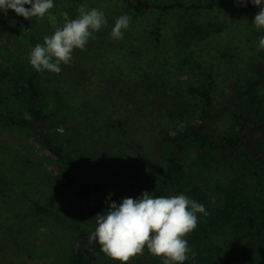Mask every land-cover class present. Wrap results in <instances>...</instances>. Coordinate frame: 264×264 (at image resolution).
<instances>
[{
    "label": "rangeland",
    "instance_id": "rangeland-1",
    "mask_svg": "<svg viewBox=\"0 0 264 264\" xmlns=\"http://www.w3.org/2000/svg\"><path fill=\"white\" fill-rule=\"evenodd\" d=\"M73 1L61 23L0 11V69L17 64L28 73L34 42L43 43L75 19L80 6L105 13L108 23L94 33L97 43L76 49L60 74L46 70L36 80L43 112L50 114L45 125L55 130L53 142L77 161L75 183L86 180L97 190L79 202L71 187L59 182L34 141V133L45 130L16 123L26 106L15 92L14 76L0 73V105L4 116L13 118L0 116V264H70L97 227L95 199L111 204L144 191L152 195L167 180L165 135L197 124L207 109L211 117L203 122L211 136L242 128L240 145L226 153L193 150L177 186L163 196L185 194L209 213L198 214V227L186 237L189 258L201 254L203 264H264V114L257 117L241 96L249 75L264 70V50H257L264 30L252 23L259 7L250 0L246 7L226 0H129L145 4L137 13L116 0ZM56 2L62 14V0ZM177 2L171 10L157 8ZM123 14L131 17L130 28L123 39L113 40L111 30ZM192 87L209 90L210 106ZM124 95L134 100L133 109L122 107ZM97 263L121 264L103 252ZM128 264H163V259L146 249Z\"/></svg>",
    "mask_w": 264,
    "mask_h": 264
},
{
    "label": "clouds",
    "instance_id": "clouds-1",
    "mask_svg": "<svg viewBox=\"0 0 264 264\" xmlns=\"http://www.w3.org/2000/svg\"><path fill=\"white\" fill-rule=\"evenodd\" d=\"M249 0H235L239 6H247ZM259 7L253 25L264 30V0H250ZM54 7L53 0H0V11L5 15L13 10L25 20L44 19ZM79 15L65 22L52 35L45 36L43 43L31 49L28 61L38 73L62 72L61 65H70L76 49H86L94 33L107 26L105 13L97 8H78ZM131 17L123 14L111 30L113 40H121L130 28ZM257 50H264V35L259 38ZM198 214L209 215L205 206L185 194L156 196L144 191L137 198L113 201L106 215L97 217V227L90 240L97 241L101 251L121 264L147 252L163 259V264H184L192 251L186 237L198 227ZM194 255V253H193Z\"/></svg>",
    "mask_w": 264,
    "mask_h": 264
},
{
    "label": "trees",
    "instance_id": "trees-1",
    "mask_svg": "<svg viewBox=\"0 0 264 264\" xmlns=\"http://www.w3.org/2000/svg\"><path fill=\"white\" fill-rule=\"evenodd\" d=\"M119 5L125 7L126 9H133L137 13L144 9L145 4L143 3H134L125 0L124 2H119L116 0ZM229 3L236 4L235 0H226ZM54 7L49 10V14L46 15V18L49 23H56L64 20V14L69 11L68 6L74 4L73 0H62L61 8H64L62 14L58 11L56 7V0H53ZM214 2L211 1L209 5H212ZM175 5H180L177 3H168L166 5L157 6V8H162L164 11L172 9ZM194 6V5H193ZM123 8L125 11L126 9ZM118 9L120 7L118 6ZM127 11V10H126ZM14 12V11H13ZM135 15V14H134ZM18 24L21 26L22 22L19 20ZM63 25V24H62ZM160 28H157L153 34L155 35V43L160 44ZM98 38V36L96 37ZM95 38V39H96ZM95 39L89 40V42H95ZM150 39V37H149ZM37 42H34L36 45ZM14 68H1L0 73L4 76L12 75L13 85L15 88L16 94L21 98V101L25 103L26 109L24 112V117L16 120V123L19 124L22 128L24 127H35L41 125L45 131L34 133V141L39 146L40 150L43 153L44 160L50 162L52 167L56 170V173L60 179V183L64 186L71 187L69 189L70 195L77 201H86L92 194L97 190V186H93L88 183L86 180H80L76 182L75 175L78 173V164L77 161L63 152V149L60 145L53 142L52 134L55 130L48 129L46 123L50 118V114L43 112L44 104L43 98L39 91L37 84V77L40 73L34 70L31 66V69L28 73L23 72V70L17 65ZM125 83V82H123ZM192 85V83L190 84ZM191 91L198 92L203 96L206 102V106H210L211 96L208 89L199 90L197 88H190ZM242 98L247 102V105L251 108L257 117L264 114V70L259 68L254 70L247 82L244 84V89L241 93ZM132 97L124 95L122 99V107L128 106V109H133L135 106L134 100ZM4 108L0 105V116H4ZM123 114H127L124 109L122 110ZM205 117H203L197 124H185L177 130L167 133L166 139L169 142V147L165 150V155L167 156V163L164 167L167 180L164 185L155 187L152 195L163 196L171 188L176 187L179 181V175L181 174L185 163H190L191 158L190 154L193 150L201 151L203 149L209 150L211 153H226L230 149H236L240 145L244 134L242 133V128L234 135H221L218 138H213L211 134L206 130V125L203 122L206 118H210V112L208 109L205 112ZM7 118L4 116V119ZM10 120V119H9ZM11 121V120H10ZM61 122H56V127H59ZM260 163L264 165V159L260 158ZM75 183V184H74ZM110 203L105 200L95 199V202L92 204V213L97 221V217L100 214L106 215L109 211ZM94 232V231H93ZM92 232V233H93ZM261 247H264V244H261ZM101 246L97 241L87 239L82 246H80L75 253L72 254L70 259V264H98L97 258L101 253ZM204 256L194 255L192 258H189L184 262V264H203Z\"/></svg>",
    "mask_w": 264,
    "mask_h": 264
},
{
    "label": "water",
    "instance_id": "water-1",
    "mask_svg": "<svg viewBox=\"0 0 264 264\" xmlns=\"http://www.w3.org/2000/svg\"><path fill=\"white\" fill-rule=\"evenodd\" d=\"M5 117H7V118L10 119L11 121H13V118L11 117L10 114L7 113V114L5 115Z\"/></svg>",
    "mask_w": 264,
    "mask_h": 264
},
{
    "label": "flooded vegetation",
    "instance_id": "flooded-vegetation-1",
    "mask_svg": "<svg viewBox=\"0 0 264 264\" xmlns=\"http://www.w3.org/2000/svg\"><path fill=\"white\" fill-rule=\"evenodd\" d=\"M93 194H94V193H93ZM93 194H92V195H93Z\"/></svg>",
    "mask_w": 264,
    "mask_h": 264
}]
</instances>
